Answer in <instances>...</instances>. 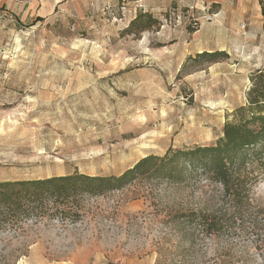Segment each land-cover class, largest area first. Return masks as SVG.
Returning <instances> with one entry per match:
<instances>
[{"label": "rangeland", "instance_id": "rangeland-1", "mask_svg": "<svg viewBox=\"0 0 264 264\" xmlns=\"http://www.w3.org/2000/svg\"><path fill=\"white\" fill-rule=\"evenodd\" d=\"M8 1L46 17L0 1V181L119 175L210 146L264 88V0ZM139 14L155 23L127 33ZM250 196L208 236L181 215L231 216L220 186L136 181L84 197L76 220L0 228V264H263L264 176Z\"/></svg>", "mask_w": 264, "mask_h": 264}, {"label": "trees", "instance_id": "trees-1", "mask_svg": "<svg viewBox=\"0 0 264 264\" xmlns=\"http://www.w3.org/2000/svg\"><path fill=\"white\" fill-rule=\"evenodd\" d=\"M264 18V7L261 10ZM138 27L145 31L155 21L149 15H137L127 33ZM148 23V24H147ZM222 54L202 53L213 63ZM264 88L249 95L248 106L239 108L237 119L226 122L222 135L210 146L168 148L164 154L148 155L119 175L89 176L73 173L42 179L0 181V228L16 227L32 220H76L78 202L121 190L136 181H159L182 185L205 178L220 186L222 196L232 205L233 214L207 215L190 212L181 215L187 224L201 228L208 236L221 233L241 217L249 204L253 189L264 176ZM239 214V215H238ZM264 222V216L262 218ZM264 264V247L260 248Z\"/></svg>", "mask_w": 264, "mask_h": 264}, {"label": "crops", "instance_id": "crops-1", "mask_svg": "<svg viewBox=\"0 0 264 264\" xmlns=\"http://www.w3.org/2000/svg\"><path fill=\"white\" fill-rule=\"evenodd\" d=\"M3 1V0H2ZM61 0H55L53 6L51 7L50 11H53L55 6L57 5V2H60ZM4 4V8L8 9L9 11L12 12L13 15L15 16H20L21 14H23L26 18L27 17H32L34 16L35 18L39 17V18H44L46 16H44L43 14H41L40 10H37L35 8H33V5L31 3L25 5H21V4H9L8 0H4L3 2Z\"/></svg>", "mask_w": 264, "mask_h": 264}, {"label": "built area", "instance_id": "built-area-1", "mask_svg": "<svg viewBox=\"0 0 264 264\" xmlns=\"http://www.w3.org/2000/svg\"><path fill=\"white\" fill-rule=\"evenodd\" d=\"M1 1V0H0Z\"/></svg>", "mask_w": 264, "mask_h": 264}]
</instances>
